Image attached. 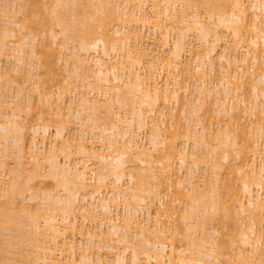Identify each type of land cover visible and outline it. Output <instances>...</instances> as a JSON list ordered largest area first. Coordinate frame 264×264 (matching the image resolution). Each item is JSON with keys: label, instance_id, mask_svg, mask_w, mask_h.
Wrapping results in <instances>:
<instances>
[{"label": "bare ground", "instance_id": "6f19581e", "mask_svg": "<svg viewBox=\"0 0 264 264\" xmlns=\"http://www.w3.org/2000/svg\"><path fill=\"white\" fill-rule=\"evenodd\" d=\"M2 55L0 264H264V0H0Z\"/></svg>", "mask_w": 264, "mask_h": 264}, {"label": "rangeland", "instance_id": "374dc122", "mask_svg": "<svg viewBox=\"0 0 264 264\" xmlns=\"http://www.w3.org/2000/svg\"><path fill=\"white\" fill-rule=\"evenodd\" d=\"M43 35V34H42ZM41 35V36H42ZM44 36V35H43ZM42 36V37H43ZM45 37V36H44ZM46 38V37H45ZM1 58H3V61H1L2 63V65H4L6 62H7V56L6 55H2V56H0ZM185 60H188V58L186 57L185 58ZM62 68V67H61ZM58 74V73H57ZM61 76V74H59L58 76H55L52 80H51V83L52 82H58V80H59V77ZM181 79H182V77H181ZM63 82V81H62ZM52 131H53V128H51V130H50V134H49V136L52 134ZM44 180V182L46 183V185L49 187V186H51V180H49V178H44L43 179ZM30 202H32V201H30ZM208 228H210V227H208ZM209 231L211 230V229H208ZM211 232V231H210ZM209 232V233H210ZM213 233V232H212ZM216 235H217V233H216ZM213 237H214V235H213ZM215 238V237H214ZM216 238H217V240H219L220 239V235L218 234L217 236H216ZM220 241V240H219ZM234 251V250H233Z\"/></svg>", "mask_w": 264, "mask_h": 264}]
</instances>
